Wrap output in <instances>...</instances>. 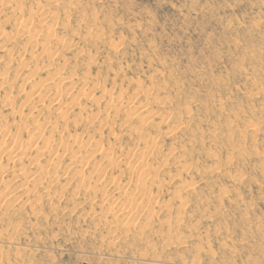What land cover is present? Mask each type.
I'll return each instance as SVG.
<instances>
[{"label":"rangeland","instance_id":"1","mask_svg":"<svg viewBox=\"0 0 264 264\" xmlns=\"http://www.w3.org/2000/svg\"><path fill=\"white\" fill-rule=\"evenodd\" d=\"M0 264H264V0H0Z\"/></svg>","mask_w":264,"mask_h":264}]
</instances>
